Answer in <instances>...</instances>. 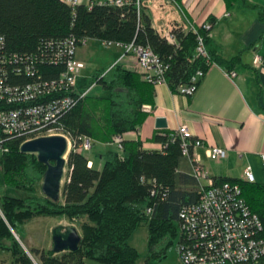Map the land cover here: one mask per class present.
<instances>
[{"label":"trees","instance_id":"1","mask_svg":"<svg viewBox=\"0 0 264 264\" xmlns=\"http://www.w3.org/2000/svg\"><path fill=\"white\" fill-rule=\"evenodd\" d=\"M207 21L208 27L203 23L194 26L195 30L174 27V41L170 42L153 26L146 7H137L135 0L122 4L97 0L74 4L66 0H0V68L7 76L4 86L35 82L52 90L45 96L58 94L50 83L65 69L69 43L79 46L82 38H96L122 45H148L165 66L166 83L178 92L180 84L191 83L196 70L205 74L216 63L230 71L239 59L220 54L208 35L213 19ZM198 36L205 53L196 50ZM120 60L94 69L86 84L96 82L107 94L89 91L60 113L54 123L72 145L57 200L36 192L33 182L42 178L46 165L35 153L20 151L19 145L26 137L7 136L0 127L4 147L0 151L2 182L26 191L23 196L0 194V250L12 255L0 258V264H84V258L106 264H137L138 250L128 238L141 224L147 228L144 264L164 259L175 241L180 264H187L180 259L181 249L193 241L182 229L181 212L198 201V181L190 166L188 170L183 167L188 156L174 130L155 132L153 139L159 146L152 148L124 134L136 130L148 113L142 104L150 100L153 83L142 78L130 63ZM9 93L5 91V97ZM10 106L0 100V108ZM118 133L124 134L121 148L111 143ZM85 136L91 139V146L93 141L112 145L100 153V168L93 162L89 164L85 152L78 149ZM192 151L190 144V155ZM211 177L217 184L229 181L239 185L245 203L261 221L260 236L264 240V182L237 176ZM37 215L65 216L77 221L79 246L59 252H54L52 246H32V256L28 255L11 229L18 232L20 224Z\"/></svg>","mask_w":264,"mask_h":264},{"label":"crops","instance_id":"2","mask_svg":"<svg viewBox=\"0 0 264 264\" xmlns=\"http://www.w3.org/2000/svg\"><path fill=\"white\" fill-rule=\"evenodd\" d=\"M143 4L155 28L167 23L199 26L212 18L210 40L224 58L239 59L231 68L236 72L234 76L212 63L190 95L172 91L166 81L153 84L150 100L143 103L150 104L151 111L136 130L124 134L141 140L143 147H158L159 142L153 139L155 132L174 130L185 123L203 140L196 151L210 175L242 177L244 166L250 165L254 180L264 182V0H143ZM123 49L122 44H115L112 52L120 56ZM255 54L259 55L258 63L253 62ZM127 57L134 59L132 55ZM97 68L90 71L88 79ZM160 116L165 118L164 127L155 125ZM93 142L105 149L112 146L109 142ZM211 145L224 147L226 155L210 160L213 158L205 149ZM98 152L85 154L89 164L93 162L100 168L102 158ZM189 166L185 159L183 167L188 170Z\"/></svg>","mask_w":264,"mask_h":264},{"label":"built area","instance_id":"3","mask_svg":"<svg viewBox=\"0 0 264 264\" xmlns=\"http://www.w3.org/2000/svg\"><path fill=\"white\" fill-rule=\"evenodd\" d=\"M66 1L71 4L77 3V0ZM124 1L126 0L99 2L122 4ZM135 3L137 7L144 5L143 0H135ZM209 24L208 21L204 22L205 27ZM178 25L183 29L195 30L193 25L187 23H167L159 25L156 29L168 41L173 42L172 30ZM88 39L82 38L81 44ZM100 42L105 47L110 44H120L108 40H100ZM77 47L76 42L69 43L65 69L58 79L50 83L58 94L53 92L45 96L52 90L35 82H28L22 86H4L7 76L0 68V100L12 104L9 108H0V127L4 134L15 137L24 135L26 137L24 140H27L39 135L62 133L58 131L59 127L54 125L60 113L68 109L78 98L86 95L96 84L92 82L83 88H78L76 79L84 67V62L75 55ZM123 48L124 51L118 59L132 55L134 62H130V66L138 71L142 78L153 84L165 81L163 77L165 66L148 45L129 43L123 45ZM196 50L205 53L200 36H198ZM1 62L3 63L0 58V64ZM253 62H259V55L255 54ZM235 73L233 70L228 71L230 76H234ZM203 75L202 70H196L190 79L191 83L180 84L177 91L183 94L193 93L198 85L195 83L196 80ZM5 91H10L7 97H5ZM142 109L150 112L152 107L150 104H142ZM174 131L182 139L183 153L188 156L190 172L197 179L200 188L198 201L190 204L181 212L184 218L182 229L186 238L193 241L182 247L180 255L182 263L264 264V240L260 236L261 221L245 203L239 185L229 181L217 184L213 180L204 167L201 155L196 151L197 147L203 145V140L195 136L187 124H179ZM123 135L122 133L114 134L111 143L121 148ZM192 137L193 142L190 141ZM190 144L193 146L191 155L188 152ZM90 148L91 139L86 136L82 137L78 149L88 150ZM3 149L0 140V151ZM205 151L207 156L213 159L226 155L225 148L218 145L208 146ZM242 178L249 181L254 180L250 165L244 166Z\"/></svg>","mask_w":264,"mask_h":264},{"label":"rangeland","instance_id":"4","mask_svg":"<svg viewBox=\"0 0 264 264\" xmlns=\"http://www.w3.org/2000/svg\"><path fill=\"white\" fill-rule=\"evenodd\" d=\"M114 47L115 44H110L108 47H105L101 44L99 39L89 38L84 44H81L76 48L75 55L84 60L83 61L84 67L82 68L80 74H78L76 79V84L78 88L85 87V85L89 82L87 80L88 79L87 77L93 68H97L99 66H105L106 64L108 65L111 63L112 60L114 61L119 57V54L113 53L114 51L112 52ZM123 59H124L123 62L128 60H130L128 62L131 61L134 62V59L133 60L129 59L127 55L124 56ZM90 93H101L102 95H104L107 94V90L102 88L98 83H96L94 87L92 86V88L90 89ZM68 140L70 141L69 138ZM71 146L72 145L70 142L69 149L71 148ZM104 149L105 148L102 147V144L98 142H93L90 149L81 150V151L85 152L86 154H90L93 150H97L99 151L98 153H101L104 151ZM210 160L213 161L214 159H210ZM66 167L67 166L65 165V170L62 177V184L65 181V177L67 173ZM41 179L33 182V185H35L36 192L38 194L42 193L40 189ZM2 193H6L9 195L23 196L26 194V191L22 188H16L14 186L5 185L2 182L1 169H0V194ZM58 224H64V225L72 224L77 228L80 234V228L77 221L75 220L71 221L65 216H47V215H37L31 217L30 219L26 220L25 222L19 225V227L17 228L18 232H15L14 230L13 231L15 233V238L24 248L26 253L32 256L29 249L32 246L44 247V248L48 247L50 241L52 240L51 229L52 227ZM128 242L133 246H135L136 249L138 250L137 264H144L143 262L147 252L146 225L145 224L139 225L128 238ZM11 256L12 255L9 252L0 250V258L9 259L11 258ZM35 264L37 263L35 262ZM84 264H106V263L93 258H84ZM155 264H180L176 249V241L169 248L167 256L164 259L155 262Z\"/></svg>","mask_w":264,"mask_h":264},{"label":"water","instance_id":"5","mask_svg":"<svg viewBox=\"0 0 264 264\" xmlns=\"http://www.w3.org/2000/svg\"><path fill=\"white\" fill-rule=\"evenodd\" d=\"M155 125L156 127H164L166 125L165 118L156 117ZM69 144L70 141L64 134L52 133L29 138L19 145L20 151L35 153L38 160L46 165L40 189L45 196L52 200H57L61 193ZM11 231L15 236L14 231L12 229ZM51 239L54 252L67 249L75 250L80 243V234L72 224H58L51 229Z\"/></svg>","mask_w":264,"mask_h":264}]
</instances>
